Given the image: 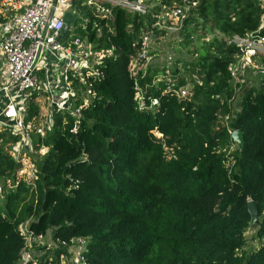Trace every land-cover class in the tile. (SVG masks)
<instances>
[{"label":"trees","instance_id":"obj_1","mask_svg":"<svg viewBox=\"0 0 264 264\" xmlns=\"http://www.w3.org/2000/svg\"><path fill=\"white\" fill-rule=\"evenodd\" d=\"M95 6L74 0L77 17L71 22L78 26L86 18L95 51L112 50L114 57L97 66L100 78L86 85L71 79L77 106L85 99L89 105L80 113L77 131L72 132L77 120L59 113L45 137L32 138L29 156L38 178L33 183L18 179L22 165L11 150L19 137L0 132V264L33 263L26 260L31 242L23 226L33 242L51 232L57 245L37 264H61L69 251L62 242L76 238L90 241L87 264H264V78L258 90L251 87L242 96L231 127L243 132L245 146L238 144L230 160L226 152L236 143L229 129L217 130L219 115L233 107L229 67L238 51L224 37L258 31L260 4L201 0L181 36L191 42L188 26L198 15L219 31L220 37L206 43L192 63L203 85L190 84L186 101L163 94L164 84L150 89L147 97L158 98L160 105L143 111L130 63L134 45L156 20L111 5L106 7L112 16L104 18ZM180 85L188 83L181 78ZM35 118L37 108L30 101L26 124L37 123ZM41 148L49 152L41 156ZM168 151L176 159L168 160ZM251 201L258 206L260 246L247 253Z\"/></svg>","mask_w":264,"mask_h":264},{"label":"built area","instance_id":"obj_2","mask_svg":"<svg viewBox=\"0 0 264 264\" xmlns=\"http://www.w3.org/2000/svg\"><path fill=\"white\" fill-rule=\"evenodd\" d=\"M218 2L223 0H210ZM263 10L261 18V27L258 31L247 34L246 36L224 37L225 42L234 46L238 51L235 60L229 67L230 78L232 80L234 95L230 103L233 107L227 114L219 115V118L231 123L238 118L241 111L242 96L246 91L241 90L240 80L245 71H253L257 77L263 80L264 64V0H257ZM97 3V4H94ZM89 5L98 6V11L104 18L112 16L111 10L106 5L120 7L129 13L142 16H153L156 20L151 27L140 36V41L134 46L136 53L131 58L130 71L135 78V86L138 96L139 109L151 110L160 105L158 98H148L147 93L150 89L160 90L161 86L166 85L163 94H173L181 101H186L191 97L190 84L203 85L202 78L197 75L195 81L190 82L187 78H183L188 85L181 86V75L183 64L176 62L175 51H169V65L175 66L177 75L170 78L164 75H153L152 84H145L142 87L140 81L146 77L143 76L145 70L151 66L152 57L149 55L151 45L155 42L159 35L173 34L177 37L184 32L185 22L194 16V12L198 10L201 0H178L170 5H160L156 3L148 4L145 0H89ZM73 8V0H1L0 16H11L12 25L4 28L0 38V132H7L16 137L20 141L12 149H22L29 155L34 152L33 139L36 135L46 136L47 131H51L54 118L57 114H69L77 121L72 132L77 131L80 113L83 108H87V99L85 104L77 106L78 96L71 79H77L81 84L86 85L88 79L100 78V72L97 69L106 58L114 57L112 50L95 51L94 45L89 42L86 27L83 28L85 35H75V27L72 23L66 21V16ZM71 14V13H70ZM85 22H87L85 20ZM73 33V41L68 48L59 45V38L63 34ZM192 40L196 41V37L192 36ZM241 53V56L238 54ZM56 60L59 63L65 62L64 81L67 90L57 95L52 101L54 115L41 116L42 123L38 119L37 123L26 124L25 111L28 108L34 93L41 92V81L38 76V67L44 60ZM260 61V62H259ZM93 63L95 65L91 66ZM199 81V82H198ZM249 82V81H248ZM92 86V85H90ZM251 86H249V89ZM89 96L95 97L92 92L87 93ZM217 99L220 97L217 96ZM222 104L224 100L222 99ZM49 121L43 123V121ZM219 123V121H218ZM37 124V125H35ZM222 128L229 129V126H218L217 130ZM231 135H233L230 130ZM237 145V143H236ZM235 144L229 149V154L234 152ZM12 151V150H11ZM41 156H45L48 148H41L39 151ZM168 160L176 159L173 151H168ZM233 159H231L232 161ZM22 168L18 172L19 181L33 183L37 180V171L34 163H20ZM27 169L28 171H26ZM28 172V174H27ZM7 184L11 187V182ZM0 192L2 188L0 186ZM26 232V238L31 239L28 235L26 226H23ZM22 231V229H21ZM62 246L66 247L71 253L70 262L72 264H87V254L89 252V242L84 238H76L70 240L69 243L62 242ZM64 257H61L63 260ZM36 264V263H34Z\"/></svg>","mask_w":264,"mask_h":264},{"label":"rangeland","instance_id":"obj_3","mask_svg":"<svg viewBox=\"0 0 264 264\" xmlns=\"http://www.w3.org/2000/svg\"><path fill=\"white\" fill-rule=\"evenodd\" d=\"M1 1V0H0ZM97 4V3H94ZM150 4V3H149ZM93 5V4H92ZM94 6V5H93ZM98 8V6H95ZM71 13V14H70ZM69 15H71L72 20H75L76 13L73 12V9L69 12ZM86 20V18H85ZM188 28L193 32V36L197 38L196 41L191 40L189 41V44H186V40L184 36L177 37L173 34H166V35H159L155 42L151 45L149 50V55L152 57L151 66H149L145 72L143 73V76L146 78H149V76L156 75L158 73L159 75H164L167 78H170L174 75H177L175 66L169 65V51H175V60L176 62H180L183 64V69L181 72V75L178 76V78H187L190 82L195 81V76L199 75L202 78V75H200L199 71L194 70L192 68V63L198 58V51L208 42H211L216 37H220L219 31L214 30L211 23L206 24L198 15L196 19H193ZM87 21V20H86ZM87 23L82 21L81 25L79 26V23L77 25L79 27L85 26ZM177 37V38H176ZM202 44V45H201ZM260 62V61H259ZM95 65L93 63L91 66ZM260 77H257L253 71H245L243 74L240 83H241V90L245 91L249 89V86L253 87L255 90H258L260 87L259 83ZM250 81V82H248ZM199 82V81H198ZM39 116V115H38ZM47 116V115H43ZM41 116H39V123L41 125L42 120ZM48 123L49 121H43V123ZM37 125V124H35ZM218 126L220 127H227L229 126V130H232L229 123H226V120H222L219 118ZM233 134V133H232ZM236 150L238 148V144H235L234 147ZM11 154L13 158L17 160L18 163H21L25 165V163L31 162V157L28 153L23 152L22 149H12ZM226 156L232 158V156L229 154V151L226 152ZM229 164V162H228ZM230 166V165H229ZM231 167V166H230ZM28 171L27 169H25ZM28 174V172H27ZM2 192H0V195ZM2 198H0L1 200ZM23 234L26 235L25 229L22 227ZM256 232H257V225L251 224V228L246 232V240L247 244L244 248V251L247 253H250L251 251H254L259 248L260 243L256 239ZM51 232L48 233V236L46 239H43L42 241H36L33 242L31 239H28V242H31L29 244V249L26 252L28 257L26 260L32 264L36 263L38 259H42L45 254H48L51 256L53 253V249H56L54 241L52 240ZM42 248H46L47 251H41ZM71 252H67V254H63L61 257H64L61 264H66V261L70 257ZM51 258L49 261L51 262ZM52 264V263H50Z\"/></svg>","mask_w":264,"mask_h":264},{"label":"crops","instance_id":"obj_4","mask_svg":"<svg viewBox=\"0 0 264 264\" xmlns=\"http://www.w3.org/2000/svg\"><path fill=\"white\" fill-rule=\"evenodd\" d=\"M74 1V0H73ZM154 0H145L146 3H153ZM89 2V0H88ZM74 9V8H73ZM77 16H75L76 19ZM66 21L70 24L72 18L71 15L66 16ZM82 17L79 20V26L82 23ZM74 21V20H73ZM12 25L11 16L1 17L0 16V38L3 33L5 27ZM75 35L82 34L78 31V26L75 27ZM83 35V34H82ZM177 38V37H176ZM74 37L73 33L69 34V32L63 34L61 38H59V45L65 46L68 48L72 43ZM2 59L0 63H2ZM65 62L59 63L56 60H44L38 67V76L41 81L40 90L41 92L34 93L32 96V103L37 108V115L43 116L44 114L54 115V108H52V101L57 97V95H61L62 91L67 90L64 81V69ZM250 82V81H249Z\"/></svg>","mask_w":264,"mask_h":264},{"label":"water","instance_id":"obj_5","mask_svg":"<svg viewBox=\"0 0 264 264\" xmlns=\"http://www.w3.org/2000/svg\"><path fill=\"white\" fill-rule=\"evenodd\" d=\"M238 56H241V53H239ZM233 139L242 148L245 146L244 134L241 130H237L234 132ZM248 209H249V213L251 214L252 224H256L257 221L259 220L258 206L253 201H251L248 204Z\"/></svg>","mask_w":264,"mask_h":264},{"label":"clouds","instance_id":"obj_6","mask_svg":"<svg viewBox=\"0 0 264 264\" xmlns=\"http://www.w3.org/2000/svg\"><path fill=\"white\" fill-rule=\"evenodd\" d=\"M149 4V3H148ZM150 4H152V3H150ZM73 9V8H72ZM83 20L82 21H84V24H85V18H82ZM70 23H72V22H70ZM87 23V22H86ZM262 23V22H261ZM72 25H73V23H72ZM74 26V25H73ZM74 27H77V26H74ZM85 26L83 25V26H81V27H79L78 26V29H82V31H83V28H84ZM77 29V30H78ZM84 32V31H83ZM263 32V31H262ZM261 32V33H262ZM192 40V39H191ZM153 78V77H152ZM143 81H145V83L146 84H152V79H150V78H145ZM261 82H262V79H260L259 80V83L261 84ZM247 90H249V89H247ZM231 127V126H230ZM232 128V127H231ZM232 132H233V134H234V132L235 131H237V130H233V128H232V130H231ZM232 138H233V135H232ZM234 140V139H233ZM235 142V141H234ZM236 143V142H235ZM238 144V143H237ZM232 163L234 162L233 160L231 161ZM228 164V163H227ZM88 240V239H87ZM88 242H89V246H90V241L88 240ZM70 252V251H69ZM89 253V252H88ZM71 255H70V257H69V259L68 260H70V258L72 257V253H70ZM61 262H62V259H61ZM66 263H67V261H66Z\"/></svg>","mask_w":264,"mask_h":264}]
</instances>
